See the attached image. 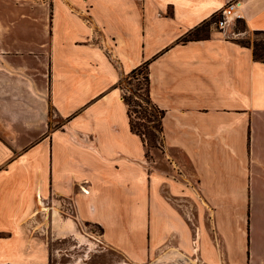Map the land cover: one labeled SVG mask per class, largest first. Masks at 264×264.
<instances>
[{"label": "crops", "instance_id": "obj_1", "mask_svg": "<svg viewBox=\"0 0 264 264\" xmlns=\"http://www.w3.org/2000/svg\"><path fill=\"white\" fill-rule=\"evenodd\" d=\"M229 1L0 0V264H264V61L239 41L264 0L182 41ZM146 62L152 168L120 85Z\"/></svg>", "mask_w": 264, "mask_h": 264}, {"label": "trees", "instance_id": "obj_2", "mask_svg": "<svg viewBox=\"0 0 264 264\" xmlns=\"http://www.w3.org/2000/svg\"><path fill=\"white\" fill-rule=\"evenodd\" d=\"M215 16L207 23L208 26L214 21ZM205 25V24H204ZM201 26L195 31L187 34L182 41L198 40L207 35H201ZM255 39L253 41L240 39L239 41L246 46L253 47L254 57L256 60L264 61V30H255ZM143 73L144 83H138L135 90L130 88V94L123 92V97L128 104V113L130 116L131 129L137 133L147 147V155L150 149L162 147L164 145V118L166 110L161 108L153 99L151 94V77L149 71V62L141 64L134 68L126 79H137L141 81L139 74ZM124 80L120 82L124 90ZM135 114L137 118L135 117Z\"/></svg>", "mask_w": 264, "mask_h": 264}, {"label": "rangeland", "instance_id": "obj_3", "mask_svg": "<svg viewBox=\"0 0 264 264\" xmlns=\"http://www.w3.org/2000/svg\"><path fill=\"white\" fill-rule=\"evenodd\" d=\"M18 1H23L24 2V1H27V0H18ZM28 2H30V3L32 2L36 6H41V0H28ZM213 25L214 24H210L209 26H208V24L203 25L204 31L201 32V35L209 34V32L212 29V27L215 26V25L214 26ZM234 27H235L234 29L237 30V31H245L246 30V25H245V21L243 20V18H239L236 21V23L234 24ZM216 30H218V29H216ZM240 39L253 41L255 39V33H254V31H251V32L247 33L246 35L241 36ZM129 74H127L126 76H128ZM126 76L123 79L124 80V84H123L124 90H123V92H126L127 94H130V88L135 90L139 82L141 84L144 83L143 73L139 74V76L141 78V81H138L135 78H133L132 80L131 79L129 80V79H126ZM135 117L137 118L136 114H135ZM155 149L157 150V148H155ZM153 150H154V148L150 149V153H149L150 155L148 156V160H149V164H150L151 168H152V166H154V153H153ZM147 151H148V149H147ZM93 229H95L97 231H100L99 229L94 228V226H92V225L91 226H88V225L84 226L83 225L82 233L87 234V235L90 236L91 235V231ZM130 229H131V231H135L137 233L138 228H137L136 224L135 225L131 224ZM90 238H91V236H90ZM77 241L81 244L77 248L78 253H79L77 258H74V257H70L69 258L68 257L67 260L70 259L71 261L74 260V261L81 262V263H83V262H86V263L93 262L92 258L95 256V254L99 250L98 242L95 244L90 239H86V238L84 239V238H82L79 235L77 236ZM137 241H140V240H138L137 237H133L131 239V243L132 242H137ZM90 243H92V244H90ZM148 245H149V241L147 239L146 247H148ZM88 251H91L90 252V256H89L88 259L83 261L84 254H87ZM149 252L151 254L152 250L150 249ZM80 255L82 256V260L78 258ZM117 258H118L117 256H114V260H117ZM146 259H145V261H142L141 263H139L138 259L136 257L129 256V258L126 260V262H123L121 264H186V263H181V262H168V263L167 262H159V261L158 262H153L152 256H150V258H146Z\"/></svg>", "mask_w": 264, "mask_h": 264}, {"label": "built area", "instance_id": "obj_4", "mask_svg": "<svg viewBox=\"0 0 264 264\" xmlns=\"http://www.w3.org/2000/svg\"><path fill=\"white\" fill-rule=\"evenodd\" d=\"M241 6L242 0H230L214 15L213 24L225 32L229 27L234 26L239 18H242Z\"/></svg>", "mask_w": 264, "mask_h": 264}]
</instances>
